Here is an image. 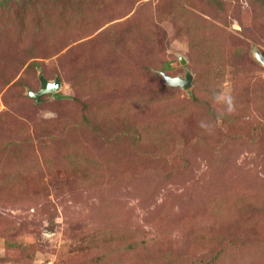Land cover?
<instances>
[{
  "label": "rangeland",
  "instance_id": "1",
  "mask_svg": "<svg viewBox=\"0 0 264 264\" xmlns=\"http://www.w3.org/2000/svg\"><path fill=\"white\" fill-rule=\"evenodd\" d=\"M218 2L1 4L0 264H264V0Z\"/></svg>",
  "mask_w": 264,
  "mask_h": 264
},
{
  "label": "water",
  "instance_id": "2",
  "mask_svg": "<svg viewBox=\"0 0 264 264\" xmlns=\"http://www.w3.org/2000/svg\"><path fill=\"white\" fill-rule=\"evenodd\" d=\"M257 59L264 65V54L257 51L256 52ZM180 61L182 64H186V60L180 56ZM163 78L166 82L171 86H179L184 89H189L193 85V73L190 70H187L185 75H170L166 72H162ZM40 79V89L38 91L29 90V95L37 99V101L41 100V97L45 94L58 92L61 88L62 80L59 76H56L54 80L48 79L43 72L39 73Z\"/></svg>",
  "mask_w": 264,
  "mask_h": 264
},
{
  "label": "trees",
  "instance_id": "3",
  "mask_svg": "<svg viewBox=\"0 0 264 264\" xmlns=\"http://www.w3.org/2000/svg\"><path fill=\"white\" fill-rule=\"evenodd\" d=\"M213 1H217L218 2V0H213ZM220 2H218L219 4L221 3V2H225L226 0H219ZM259 1V0H258ZM10 2V0H0V6H1V4L2 5H4V6H8L9 3ZM262 6V5H261ZM263 7H264V5H263ZM47 21H51V19L50 18H48V17H46L45 18ZM188 23H190V24H192L190 21L188 22ZM195 24H192V25H189V24H187V26L189 27V29L186 31V33L189 35V37H190V42L192 43V45H195L196 43H195V41L198 39V37H199V34L197 33L198 32V29L196 30V29H194V28H192V26H194ZM201 39V38H200ZM201 41V40H200ZM202 46V48H204L206 51L208 50H210V46L208 45V44H204V45H201ZM219 56H220V54H221V52H216ZM166 70V69H165ZM47 94H45V95H43V96H46ZM95 160L93 159V162H94ZM133 246H134V248H135V245L133 244Z\"/></svg>",
  "mask_w": 264,
  "mask_h": 264
}]
</instances>
